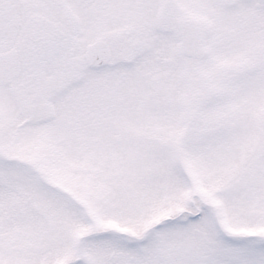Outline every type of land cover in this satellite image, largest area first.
I'll use <instances>...</instances> for the list:
<instances>
[{"label":"snow or ice","instance_id":"6c2138e0","mask_svg":"<svg viewBox=\"0 0 264 264\" xmlns=\"http://www.w3.org/2000/svg\"><path fill=\"white\" fill-rule=\"evenodd\" d=\"M0 264H264V0H0Z\"/></svg>","mask_w":264,"mask_h":264}]
</instances>
